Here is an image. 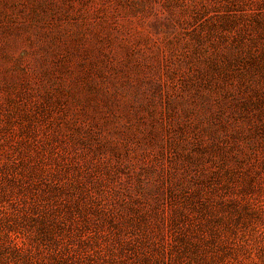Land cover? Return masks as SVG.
<instances>
[{"label": "rangeland", "instance_id": "rangeland-1", "mask_svg": "<svg viewBox=\"0 0 264 264\" xmlns=\"http://www.w3.org/2000/svg\"><path fill=\"white\" fill-rule=\"evenodd\" d=\"M0 264H264V0H0Z\"/></svg>", "mask_w": 264, "mask_h": 264}]
</instances>
